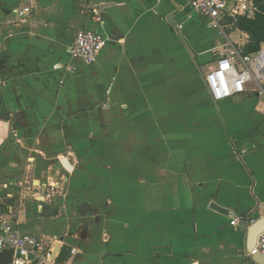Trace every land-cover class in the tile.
<instances>
[{"label": "crops", "instance_id": "obj_1", "mask_svg": "<svg viewBox=\"0 0 264 264\" xmlns=\"http://www.w3.org/2000/svg\"><path fill=\"white\" fill-rule=\"evenodd\" d=\"M239 1L254 5V0H229L227 8ZM189 4L102 2L100 22L84 29L101 33L106 45L94 64L81 60L80 71L69 68L67 55L63 68L58 60L47 67L46 43L34 35L6 37L0 198L20 202L10 185L22 174L40 186L49 175L59 176L62 187L71 188L78 165L101 175L97 187L113 186L117 180L105 179V172L125 168L106 163L108 154L143 156L130 159V172H165L176 165L171 171L178 173L176 182L135 177L123 197L86 195L87 207L79 214L71 208L60 219L51 216L57 201H41L37 209L27 202L16 229L58 238L51 241L60 256L56 264H264L247 250L249 228L264 219V99L246 94L215 103L199 71L226 45L243 52L249 37L229 30L226 20L221 31L209 26ZM186 98L193 109L185 110ZM90 106H98L92 140L77 133ZM120 141L129 143L128 150L116 145ZM234 220L237 226L231 225Z\"/></svg>", "mask_w": 264, "mask_h": 264}, {"label": "rangeland", "instance_id": "obj_2", "mask_svg": "<svg viewBox=\"0 0 264 264\" xmlns=\"http://www.w3.org/2000/svg\"><path fill=\"white\" fill-rule=\"evenodd\" d=\"M109 1L111 0H0V70L2 68H5L1 61L5 59L2 55V48H5L6 46V37H9V35L14 36L16 33H21L27 38L30 35H34V38L40 40L43 43H46V62L44 61L43 63H45L47 67H54L53 63L58 60L61 63L57 67L63 68L61 64L65 62V60L63 61V58L65 59L67 55L70 65L69 68L73 69L75 67H79L78 71H80V63H82V61L81 59L75 58L70 54V39L72 38L76 29L89 28L88 26L93 25V23L96 24L100 22L96 20L97 18L101 20L100 14V16L96 18L95 13H99V9H97V7L99 6V4H102V2L108 3ZM253 6L256 13L258 11V8L255 5ZM25 10H27L25 15H20V12ZM255 13L251 19L254 18ZM237 18L238 16L225 19L226 22L224 25H228L227 28L229 30L235 28L238 29ZM218 30L221 31L222 29L219 28ZM221 51L218 53V55L221 53ZM82 67H84V65ZM87 68L88 70H91L90 73L93 71L90 66H87ZM199 71L203 75L200 68ZM76 72L77 71H75L74 73ZM92 85L93 87L96 86L94 82ZM189 104H191V101L187 103L186 98V102L184 104L185 110H188L190 108L193 109V106H190ZM90 108L92 109L91 112H89L91 115L86 118L88 119V121L79 125L80 128H78L77 133H82L83 138L88 139L89 137L92 140L98 131L96 120V111L98 110V106H90ZM155 141L157 140H153L152 142L155 143ZM170 141L173 142L171 146H175L177 143L175 139H170ZM124 142L127 144V141ZM189 143H191V141ZM128 144L123 145L120 141L117 142L116 145H118V147L122 149L126 148L128 150ZM139 144L140 143L137 142V146ZM84 145H86V143ZM186 146H189V144H186ZM135 157L138 161H140L141 157L143 158V156L140 155L134 156L128 154H119L115 156L108 154L105 156L106 163L116 162L124 165L123 167L125 168L119 171L105 172V179L114 178L117 180L113 186L108 187H97L95 181L97 176L100 177L101 175L97 171L87 172V170L82 169L83 167L80 165H78L79 167L77 171L73 173V177L75 176L77 185H73L71 188H67V192L62 187L63 181L59 176L56 177L49 175V179L45 181V184H43V186H40L37 184L33 185V179H23L24 176H22V174L17 178L15 184L10 185L15 186V188H13V194L15 192V196L21 197L19 198L20 202L14 204L16 207L17 215L22 212L27 202H33L37 209L38 206H41V201L47 202L52 205H54L57 201L58 205L54 209V213L51 216L53 217V219H60L64 218L66 215V211L71 210V208L73 209V212L79 214L82 206L87 207L88 203L83 202L86 195L116 194L121 195L122 197L127 196L131 185L130 182L132 181V179H135V177H137V179H157L163 177L168 181L174 180V178H178V173L176 171H171V169H174L176 165L165 172H161L159 169L153 171L150 169L147 172L144 170H133L132 172H130L128 170V163L130 162V159L134 160ZM189 157L192 158V156ZM69 159L70 162L74 164V161H76V159L78 158H74L73 156H71L69 157ZM26 164L27 163L25 162V166ZM23 173L25 174V171H23ZM68 176H72V173H68ZM88 181L90 183H88ZM20 182L22 184H19ZM81 182L84 183L81 184ZM91 182H93L92 185ZM49 185L56 186L57 193L52 198L46 199V189L49 188ZM8 187L9 186H4L6 190ZM67 195H70V197L67 198ZM89 205L96 206V204ZM43 238L45 240H48L49 242H51L52 240H58V238L48 236H43Z\"/></svg>", "mask_w": 264, "mask_h": 264}, {"label": "built area", "instance_id": "obj_3", "mask_svg": "<svg viewBox=\"0 0 264 264\" xmlns=\"http://www.w3.org/2000/svg\"><path fill=\"white\" fill-rule=\"evenodd\" d=\"M229 0H190V7L201 18L208 20L209 26L221 28V21L227 18L252 17L253 5L237 2L227 8ZM27 10L20 12L24 15ZM96 18L99 13L96 12ZM96 20L99 21L97 18ZM106 45V38L99 32L89 29H77L72 37L69 52L87 65H92L100 50ZM205 85L210 98L216 103L246 94L264 99V43L258 51L244 54L230 45H226L211 66L203 72ZM46 199L56 195V186L49 185ZM17 211L15 205L0 198V253L11 250V259L7 264H56L57 252L54 243L43 237L20 233L16 229ZM232 226H237L234 220ZM74 254V250L71 251ZM259 255L264 259V231L256 239L248 256Z\"/></svg>", "mask_w": 264, "mask_h": 264}, {"label": "trees", "instance_id": "obj_4", "mask_svg": "<svg viewBox=\"0 0 264 264\" xmlns=\"http://www.w3.org/2000/svg\"><path fill=\"white\" fill-rule=\"evenodd\" d=\"M254 5L258 11L253 19L240 16L237 18V28L249 37L248 43L243 49L244 54L258 51L260 45L264 43V0H254ZM57 261H60V256L57 257Z\"/></svg>", "mask_w": 264, "mask_h": 264}, {"label": "water", "instance_id": "obj_5", "mask_svg": "<svg viewBox=\"0 0 264 264\" xmlns=\"http://www.w3.org/2000/svg\"><path fill=\"white\" fill-rule=\"evenodd\" d=\"M107 4H103L100 7V10L102 12L103 8L106 7ZM264 231V219H261L257 222H255L248 230L247 233V250L249 251L256 243L257 236ZM57 252V249L56 251ZM12 251L11 250H5L0 253V264H7L11 259ZM250 257H258L262 260H264L259 255H254Z\"/></svg>", "mask_w": 264, "mask_h": 264}]
</instances>
